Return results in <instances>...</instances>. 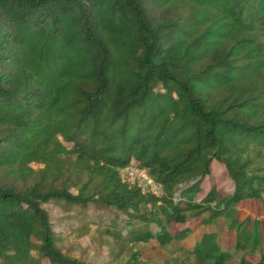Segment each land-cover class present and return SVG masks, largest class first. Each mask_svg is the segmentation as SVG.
Listing matches in <instances>:
<instances>
[{
    "label": "trees",
    "instance_id": "1",
    "mask_svg": "<svg viewBox=\"0 0 264 264\" xmlns=\"http://www.w3.org/2000/svg\"><path fill=\"white\" fill-rule=\"evenodd\" d=\"M260 159L264 0H0V264H94L63 251L50 205L97 226L111 215L120 245L185 242L195 231L172 227L192 218L262 249L258 222L238 220L245 201L264 208ZM214 162L228 193L203 190ZM131 164L163 194L124 182ZM191 253L231 260L214 233Z\"/></svg>",
    "mask_w": 264,
    "mask_h": 264
},
{
    "label": "rangeland",
    "instance_id": "2",
    "mask_svg": "<svg viewBox=\"0 0 264 264\" xmlns=\"http://www.w3.org/2000/svg\"><path fill=\"white\" fill-rule=\"evenodd\" d=\"M111 104L118 108V103L111 101ZM69 167L73 168V161L68 162ZM258 167L264 170V160L260 159ZM41 164H32L34 170H40ZM264 174V171L262 172ZM210 185L217 187L220 193H228L232 190L231 180L222 165L214 162L212 165V175L204 180L202 187L207 192ZM161 187V186H160ZM73 192L76 190L73 189ZM164 192L160 189L159 195ZM202 193L201 195H203ZM49 212L50 218L54 223L56 232H60L64 236L62 248L65 253L70 256L81 258L94 264H118L119 261L130 260L133 252L138 253L135 256L137 264H211L210 262H200L191 251L194 244L200 240L203 233H214L218 236L219 243L222 248L231 254L230 264H238L241 259H245L252 263H258L262 249L256 251L242 252L236 249V233L229 227L228 221L219 220L215 225L200 227L199 220L189 219L187 223L182 225H174L173 231L184 228L194 230L185 242L174 243L168 248L160 249L156 243L133 245L127 243L124 245L117 244L113 238L103 233L105 226L109 224L110 216L107 214L98 226L93 223L94 215L84 221L70 219L59 208L50 205L44 206ZM238 220L249 222H258L261 235L264 238V208L257 200L245 201L238 206ZM85 228L78 231L79 228ZM43 264H48L44 261Z\"/></svg>",
    "mask_w": 264,
    "mask_h": 264
},
{
    "label": "built area",
    "instance_id": "3",
    "mask_svg": "<svg viewBox=\"0 0 264 264\" xmlns=\"http://www.w3.org/2000/svg\"><path fill=\"white\" fill-rule=\"evenodd\" d=\"M120 176L124 182L137 185L145 192L159 195L161 189L160 185L150 178L148 172L144 168H139L131 164L121 170Z\"/></svg>",
    "mask_w": 264,
    "mask_h": 264
}]
</instances>
